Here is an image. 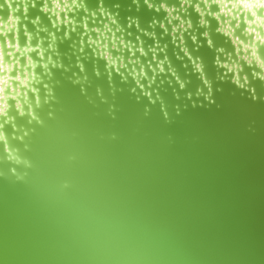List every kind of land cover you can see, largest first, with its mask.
<instances>
[{
    "label": "water",
    "instance_id": "water-1",
    "mask_svg": "<svg viewBox=\"0 0 264 264\" xmlns=\"http://www.w3.org/2000/svg\"><path fill=\"white\" fill-rule=\"evenodd\" d=\"M85 2L95 10L100 0ZM103 6L124 29L117 54L145 68L164 62L165 72H149L143 89L127 73L110 84L80 29L57 33L70 71L55 70L57 102L41 111L29 166L13 174L0 160V264H264V104L222 83L219 107H193L186 94L195 101L202 85L183 49L217 73L199 33L152 25L163 13L144 0ZM78 60L83 92L71 82Z\"/></svg>",
    "mask_w": 264,
    "mask_h": 264
},
{
    "label": "clouds",
    "instance_id": "clouds-1",
    "mask_svg": "<svg viewBox=\"0 0 264 264\" xmlns=\"http://www.w3.org/2000/svg\"><path fill=\"white\" fill-rule=\"evenodd\" d=\"M133 3L139 6V0ZM144 4L153 12L163 13L162 19L152 20V25L165 32L170 29L172 34L198 32L213 51L217 73L209 77L203 60L192 58L183 49L202 85L196 89L195 101L192 93L186 94L193 107H219L216 93L223 91L222 83L233 86V96L264 104V0H144ZM6 8L9 14L0 15V160L13 174L17 166H29L25 154L30 150L35 125L43 123L41 111L57 102L60 81L55 78V70L70 71L57 53L58 32L67 38L80 29L94 57L104 61L110 84L115 73L125 80L131 76L143 89L141 80H148L149 72H165L164 62L145 68L139 61L131 64L123 54H117L118 49H127L124 29L113 12L103 6V0L95 10L89 9L85 0H3L0 13ZM30 9H36L37 14L30 15ZM132 26L139 27L137 17L129 18L128 27ZM214 36L222 37L223 43L216 44ZM76 67L78 72L71 73V82L81 84L83 92L88 74L83 61L78 60ZM168 73L184 89L174 70L169 68ZM93 74L100 76L95 67ZM97 94H101L100 89Z\"/></svg>",
    "mask_w": 264,
    "mask_h": 264
}]
</instances>
